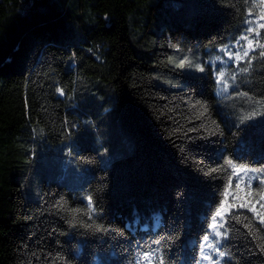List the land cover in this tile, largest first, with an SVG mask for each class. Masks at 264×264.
I'll list each match as a JSON object with an SVG mask.
<instances>
[{
    "label": "trees",
    "instance_id": "1",
    "mask_svg": "<svg viewBox=\"0 0 264 264\" xmlns=\"http://www.w3.org/2000/svg\"><path fill=\"white\" fill-rule=\"evenodd\" d=\"M262 16L264 0H0V264H196L221 201L236 210L212 264H264ZM249 27L256 50L229 60Z\"/></svg>",
    "mask_w": 264,
    "mask_h": 264
},
{
    "label": "snow or ice",
    "instance_id": "2",
    "mask_svg": "<svg viewBox=\"0 0 264 264\" xmlns=\"http://www.w3.org/2000/svg\"><path fill=\"white\" fill-rule=\"evenodd\" d=\"M251 15V13H250ZM261 19H264V17H261ZM259 27L261 29H264V23L259 24ZM256 29L255 27H249L247 29L248 33H255ZM241 39L243 40H247L248 41V46L246 50H243V54L241 55L239 52L236 53H227L228 54V58L229 60H235L236 62H244L246 57H249L250 53L254 52L256 50L254 44H253V40L249 39V37L247 35L243 36ZM259 47L264 48V44L259 45ZM259 55L261 57H264V51H261L259 53ZM248 64H251V60H247L246 61ZM186 61L185 60H180L179 61V67H184L185 66ZM199 67V66H197ZM200 71H203V68L199 69ZM242 71H248L247 68H243L241 69ZM224 77H225V73L224 72H220L217 76V81L218 82H223V87L226 90L229 85L224 82ZM235 77L233 76V79ZM58 92H60L61 94H63L62 89H57ZM253 115H256V113H253ZM227 163L233 168V173L232 175L234 177H236V179H241V173H246L249 170L246 169L244 166H237L236 164L233 163L232 160H228ZM251 171H257V170H251ZM261 183H264V177H260L259 178ZM251 182H252V178H249L246 181L247 186H251ZM230 184H231V179H230ZM236 187H239V184H236ZM225 196H227V191L225 192ZM89 207H91V200L89 203ZM246 207L245 204H240L239 208H244ZM236 210V206L235 205H230V204H226L225 201H221L220 205L215 209V212L212 216V223L210 224V228L215 230L214 235L211 234H206L203 236V247L201 249V251L203 252L204 248H209L212 249L214 252H216L217 256L223 258L226 253L224 251H220L219 250V242L220 239H223L224 237L227 236V228H226V224H227V218L230 217L233 212ZM254 210V209H253ZM218 218H220L218 220ZM222 221V222H221ZM259 222L261 225H264V215H261L259 217ZM245 227H247V225H245ZM221 229H223V231H221ZM210 241H214L210 242ZM145 256L150 255L149 253H144ZM203 259L205 260H209V259H214L213 257H209L207 255L203 256ZM160 264H164V261L161 260Z\"/></svg>",
    "mask_w": 264,
    "mask_h": 264
},
{
    "label": "rangeland",
    "instance_id": "3",
    "mask_svg": "<svg viewBox=\"0 0 264 264\" xmlns=\"http://www.w3.org/2000/svg\"><path fill=\"white\" fill-rule=\"evenodd\" d=\"M262 17H264V16H262ZM258 20H259V18L258 19L256 18V23H258L257 22ZM260 20L264 21V19H261V18H260ZM246 34L249 37V39H252V37L250 35H248V32L245 33V34H243L242 37L245 36ZM255 34H257V32H255ZM242 37H240L239 40L236 41V42H234L233 44H231L229 46H225V48H222L221 49V51H222L221 53L224 56H226V57H228V54L227 53H236V52H239L242 55L243 54V50H246L247 49V46H248V41L241 39ZM239 182H240V184L242 186L244 185L243 179L240 180ZM219 219L220 218H218V220ZM214 233H215V230L211 229L210 234L211 235H214ZM210 242H213L214 243V241H210ZM201 249H202V247H201ZM213 253H216V252H214L212 249L204 248L203 249V252H202V255H201L202 256V259L200 258V261L198 263H196V264H212V261L211 260H213V259L205 260V259H203V256L207 255L209 257H212V254Z\"/></svg>",
    "mask_w": 264,
    "mask_h": 264
}]
</instances>
